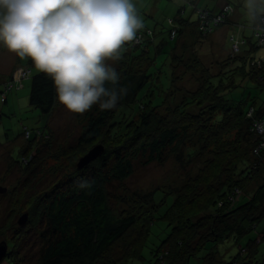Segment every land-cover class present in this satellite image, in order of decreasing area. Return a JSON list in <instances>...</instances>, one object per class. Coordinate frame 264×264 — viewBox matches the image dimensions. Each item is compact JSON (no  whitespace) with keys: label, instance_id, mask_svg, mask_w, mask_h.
<instances>
[{"label":"trees","instance_id":"1","mask_svg":"<svg viewBox=\"0 0 264 264\" xmlns=\"http://www.w3.org/2000/svg\"><path fill=\"white\" fill-rule=\"evenodd\" d=\"M188 4L192 13L187 15L183 4L167 29L151 13L137 10L144 27L125 45L115 67L116 87L126 88L127 94L115 109L93 106L79 138L84 150L103 144V155L66 175L30 208L29 228L42 241L38 264H128L141 257L160 221L168 233L152 250L154 264H190L204 251L207 264H222L217 248L229 241L240 250L227 264H264V232L249 238L264 217V186L247 195L263 173L264 135L256 125L264 119V103L257 105L249 86L264 91V65L258 64L264 57L257 54L264 45L256 37L264 25L234 23L237 7L231 2L216 13L199 8L196 0ZM224 27L233 31L228 35L230 55L208 66L198 55V43ZM164 54L165 63L156 64ZM27 62L26 68L15 69L28 71L24 79L14 80V72L4 81L13 83L12 90L33 74L34 66ZM187 76L191 88L182 85ZM57 103L53 81L36 74L29 106L47 120ZM45 130L46 124L39 136L47 138ZM169 158L184 169L192 166L195 174L169 191L132 195L126 212L115 215L109 186L129 180L137 163L146 167ZM17 254L10 252L11 260L2 263L16 264Z\"/></svg>","mask_w":264,"mask_h":264},{"label":"rangeland","instance_id":"2","mask_svg":"<svg viewBox=\"0 0 264 264\" xmlns=\"http://www.w3.org/2000/svg\"><path fill=\"white\" fill-rule=\"evenodd\" d=\"M177 1L148 0L147 12L154 8L156 10L154 21L160 23L159 27L163 25L167 29L169 28V18L176 16L183 4L189 3ZM211 1L224 5L228 0H201V6H205ZM229 1L237 7L238 13L241 12L245 15L238 2ZM187 9V15H190L192 10L189 4ZM242 22L246 24V18ZM224 32L225 30L221 28L209 40L203 41L200 45L198 43L200 46L198 55L203 57L208 66L216 62H223L230 55L231 43ZM247 36L250 34L247 33ZM188 43L191 42L188 41ZM0 47L4 48L2 44ZM11 54L7 49L0 51V81H2L0 82V189L6 190L4 194H0V248L6 245V252L3 253L0 264L4 259L11 260L10 252L18 253L16 264H38L42 241L38 239L33 228H29L32 204L36 203L44 193L58 185L66 175L74 173L76 168L79 169L78 165L81 159L89 151L95 147H104V145L97 143L90 150L81 148L79 138L86 126L87 112L73 114L57 103L53 115L46 120V117L41 116L38 110L29 106L32 78L40 73L34 67L31 70L33 74L19 84V89L16 87L14 90L6 92V87L5 85L3 87L2 83L7 78V73L11 71V60L15 57ZM257 54L259 58L264 57V48L258 50ZM5 55H10V57ZM165 57V54L159 56L156 59V64L165 63ZM4 58H8V60H3ZM109 63L112 67H116V62L110 61ZM20 67H26V63L20 64ZM181 73V71L178 72L179 75ZM20 74L17 71L14 77L18 79ZM189 78L187 76L182 83L186 88H191L193 85ZM249 88L253 97L257 98V105L261 106L264 103V91H257L252 85ZM5 92L8 96L7 103L2 102L4 98L1 97ZM237 94L238 91L229 98L235 97ZM45 124L47 125V130H45L47 138L39 136L40 129H43ZM38 136L39 139L32 143L29 152L24 153L29 142ZM33 149L34 151L37 149L34 156L31 154ZM31 161L32 163H30ZM261 169L263 171L260 175L261 178L255 180L249 187L248 196H252L261 185L264 186V161ZM190 173L191 175L195 174L192 166H187L184 169L170 158L164 164L153 163L146 167L137 163L134 175L129 180L124 183L115 182L109 186L111 208L115 215L123 214L127 210L129 198L132 195L147 196L151 193L159 194L163 190L169 191L180 187L184 183L186 175ZM24 217L27 218V221L22 227L19 223ZM164 224L165 221L156 223L157 227L143 245L141 257L133 259L128 264H154L152 250L168 233ZM21 229H24V232H20ZM262 232H264V217L256 225L255 231L249 238H255ZM260 238L264 239L263 236ZM246 242L247 239L243 241V244L245 245ZM261 246L260 255L264 256V242ZM239 250L240 248L234 242H225L217 248L219 260L222 264L230 263L237 256ZM204 252L199 259H192L190 264H207L206 259L203 258L207 252Z\"/></svg>","mask_w":264,"mask_h":264},{"label":"clouds","instance_id":"3","mask_svg":"<svg viewBox=\"0 0 264 264\" xmlns=\"http://www.w3.org/2000/svg\"><path fill=\"white\" fill-rule=\"evenodd\" d=\"M243 9L249 25H264V0H243ZM143 27L133 0H0V44L49 77L73 114L117 107L127 89L109 62Z\"/></svg>","mask_w":264,"mask_h":264},{"label":"crops","instance_id":"4","mask_svg":"<svg viewBox=\"0 0 264 264\" xmlns=\"http://www.w3.org/2000/svg\"><path fill=\"white\" fill-rule=\"evenodd\" d=\"M190 1H192V0H178L177 2H179V3H186V2H190ZM236 2H238L239 3V5H241L240 7L242 8V11L244 10L243 9V0H235ZM196 2H197V5H198V7L199 8H202V9H207V10H211V11H213V12H218L219 10H221V8L225 5V4H227V3H229L230 1H228V2H226L224 5H219L217 2H214V1H211V2H208L207 4H205V6H201V0H196ZM133 3L136 5V7H137V10H144V11H147L148 10V8H149V2H148V0L146 1V0H133ZM232 3V2H231ZM187 6H188V4H187ZM188 11V9L186 8V12ZM155 12H156V10L153 8V10L152 11H150L149 13H151L153 16H154V14H155ZM245 18V15H243L241 12L240 13H238V12H236L235 13V18L233 19V22L235 23H242V20ZM223 30H225V34H226V37L228 36V35H230V33L232 32L233 33V31L231 30V28L230 27H224V28H222ZM234 32L235 33H238L236 30H234ZM247 33H249L250 34V30H247L246 32H245V35L247 36ZM3 46V45H2ZM6 50V48L4 47V48H1L0 47V51L1 50ZM11 55H14L13 53L11 54ZM5 56H7V57H10V55H5ZM3 60H8V58H4ZM27 60L28 59H24V60H21L19 57H17L16 55H15V57L14 58H12V60H11V65H10V67H11V71H10V73H7V78L5 79V81L6 80H8L10 77H11V75H13V73L15 72V69L16 68H19L20 67V64H24V63H26L27 62ZM29 64V62H27L26 63V65H28ZM26 68V67H25ZM0 82H2V81H0ZM6 84V82H4L3 81V83H2V86L4 87V85ZM1 97H3L2 95H1ZM7 95H6V98H5V102L4 103H7V101H8V99H7Z\"/></svg>","mask_w":264,"mask_h":264},{"label":"built area","instance_id":"5","mask_svg":"<svg viewBox=\"0 0 264 264\" xmlns=\"http://www.w3.org/2000/svg\"><path fill=\"white\" fill-rule=\"evenodd\" d=\"M229 10H231V8L228 7L225 10V12H227ZM202 19L203 20H207L208 17L205 15V16L202 17ZM213 21H214V23H219L220 22L219 17L213 18ZM256 37L259 40L260 44L261 45H264V30L263 31L262 30H259V32L256 33ZM231 41L233 42L235 40L232 38ZM233 50H234V52H238L239 51L238 43H235L233 45ZM258 64L259 65H264V59H262L261 61H259ZM19 72L21 73L20 76H19V78L17 79V78L14 77V80H16V81H19L21 79H24L26 77V75L28 74V71L21 70ZM5 87H6V92L11 91L13 89V83L12 82L6 83ZM6 92L3 95V98L4 99L6 98V95H7ZM256 132L259 135H264V119L256 125Z\"/></svg>","mask_w":264,"mask_h":264},{"label":"water","instance_id":"6","mask_svg":"<svg viewBox=\"0 0 264 264\" xmlns=\"http://www.w3.org/2000/svg\"><path fill=\"white\" fill-rule=\"evenodd\" d=\"M103 152H104V149L101 146L93 148L91 151H89V153L84 158L81 159V161L78 165L79 170L83 169L88 164H90V163L94 162L96 159L100 158L103 155ZM5 192H6L5 189H0V194H4ZM26 221H27V218L24 217L21 220V222L19 223L20 226H22V227L25 226ZM4 252H6V245H4L3 247L0 248V260H1Z\"/></svg>","mask_w":264,"mask_h":264}]
</instances>
